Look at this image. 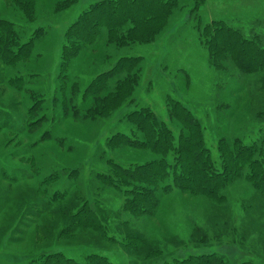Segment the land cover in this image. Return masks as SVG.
Instances as JSON below:
<instances>
[{
  "label": "trees",
  "instance_id": "obj_1",
  "mask_svg": "<svg viewBox=\"0 0 264 264\" xmlns=\"http://www.w3.org/2000/svg\"><path fill=\"white\" fill-rule=\"evenodd\" d=\"M6 1L9 7L0 6V86L4 84L6 89H12L19 100L17 105L4 103L8 111L0 110V127L8 135L19 137L27 133V137L26 144L19 148L17 143L1 146L0 162L8 164L15 158L26 166H16L14 176L3 173L0 180H35L39 189L34 187L29 192L45 196L42 205L36 202V195L30 199L36 202L31 203L33 216H39L38 225L44 228L34 231L39 238L33 243L40 237L49 241L47 236L59 239L84 232L93 240L87 248H101L103 252L108 249L107 245L103 246L107 242L121 245L113 235L108 236L104 217L107 211L100 207L108 203L101 199L105 193L108 200L113 193L120 195L124 218L121 225L140 232L149 225L143 222L154 216L156 220L163 198L179 200L182 208L191 207L184 202L192 198L203 202L204 206H194L200 211L197 221L188 222L189 236L195 243L204 241L203 234L208 227H214L216 216L232 215L230 201L234 199L232 189L230 192L227 189L230 185L242 186L245 182L242 187L264 207V141L247 145L237 137H220L216 142L217 157L213 159L205 146L200 122L184 105L169 98L165 100L167 117L177 130L176 138L153 111L140 108L122 116L128 134L111 135L103 147H96L89 154L88 145L97 135L95 127L131 103L138 86L143 59L121 55V50L153 43L170 18L190 2L189 17L197 29L198 10L205 0H95L64 30L53 78L49 74V58L48 65L41 63L46 58L47 36L51 31L46 28L50 14L44 12L62 13L81 0ZM46 4L50 5L49 10L44 8ZM258 29L264 30V27L246 33L222 21H211L198 29L199 41L207 52L211 68L227 77L225 86L253 90L246 93L248 99H255L256 90L264 87L263 81L259 84L245 81L249 75L264 74V37L263 33L256 32ZM91 48L102 50L97 59L90 60L92 67L100 66L103 60L106 62L83 88V80L76 75L77 68L89 65L85 58ZM109 50L113 53L109 54ZM19 106L23 116L16 114ZM226 107V103L218 105L221 109ZM12 139L8 145L13 143ZM30 186L31 183L27 190ZM174 190L176 196L171 197ZM5 191L0 189V198ZM30 201L26 196L23 204L26 206ZM47 212L51 218L41 216ZM53 219L55 225L42 224ZM151 227L152 230L141 232L140 236H126L125 248L142 250L145 236L153 238L155 235L150 233L158 231L154 224ZM197 230L202 234L200 240L194 238ZM166 234L174 238L167 228L156 233L158 241ZM17 239L21 240V236ZM60 249L58 253L40 255L30 264H112L107 256L99 253L84 254L80 263L64 255V247ZM162 254L160 249H146L143 263L158 264ZM224 261L222 256L210 252L162 264H225ZM240 264L253 263L243 259Z\"/></svg>",
  "mask_w": 264,
  "mask_h": 264
},
{
  "label": "rangeland",
  "instance_id": "obj_2",
  "mask_svg": "<svg viewBox=\"0 0 264 264\" xmlns=\"http://www.w3.org/2000/svg\"><path fill=\"white\" fill-rule=\"evenodd\" d=\"M94 1L81 0L78 4L62 13L52 14L50 11L44 12L50 14L51 20H48L46 28L51 31L47 36L49 46L45 47L46 58L41 63H43V66L48 65L49 58L51 61L49 74L50 76L53 74L52 78L55 76V70H57V58L60 54L59 43H61L60 41L63 38L64 30ZM1 2L3 4H0V6L3 8L10 6V3L6 0H0ZM189 5L192 6L191 2L187 3L185 8L177 11L170 18L165 29L162 30V33L153 43L135 45L121 50V55L141 57L143 59L138 86L134 90L131 103L125 104L113 113L108 120L100 121L95 127L97 135L93 142L88 145L89 154H92L96 147H103L105 140L111 135L118 132L128 134L122 116L140 108H149L153 111L155 116L173 131L174 138H176L177 130L171 125L167 117L168 108L165 105L167 98L180 102L200 122L204 129L203 139L205 146L210 150L213 159L217 157L216 142L220 137H237L247 145L264 141V104L262 103L264 99H259L258 97H264V87L256 90L257 93L255 94L258 96L255 99H248L246 97L248 94L246 93L253 90L249 88H247L248 90L246 88L232 89L230 85L225 86L227 77L211 68L207 52L199 41V31L202 25L211 21H222L228 26L232 28L238 27L246 33H250L251 30L258 27H264V0H205L198 10L200 25H198L197 29L192 23L193 19L191 16L189 17ZM44 8L49 10L50 5L46 4ZM36 26H33L32 29ZM256 32L263 33L264 37V30L258 29ZM101 51L97 48L88 49L85 60L89 61V65L77 68L79 72L76 75L83 80V88L93 78H91V75L95 74L96 71H101L104 67L106 62L104 60L98 67L90 65V60L97 59L101 55ZM112 53L113 51L109 50V54ZM246 80L247 83L259 84V81H263L262 84H264V74L262 76L249 75ZM10 98H12L13 102ZM18 100L19 97L12 89H6L4 84L0 86V110L8 111L4 106H11V103L14 105ZM8 101V105L4 104ZM222 103H226L227 107L224 109L218 108V105ZM17 113L23 116L20 106ZM8 124L10 125L11 122ZM26 137L27 133L25 136L19 137L8 135L3 130V127H0V148L3 144L6 147H11L16 145L15 143L18 144L16 147L19 148L24 143L26 144ZM10 138H13V143L8 145ZM87 162L89 160L85 163ZM7 163L4 164L1 160L0 175L4 173L6 176H14V168L22 167L23 164L26 166L24 162L15 158ZM10 164L12 165L10 166ZM87 167L90 169V165H87ZM23 182L18 178L11 182L7 178L0 180V189L6 190V193L2 194L0 198V264H30L31 261H35L40 258V255L47 254V252L50 254L58 253L57 251L61 252L60 248L62 247H64V255L80 263L84 254L99 253L107 256L112 264H148L143 263L146 249H160L163 254L158 259V264H162L163 261L171 262V260L175 259H186L190 255L210 252H215L222 256L225 259V264H240L243 259H247L253 264H263L264 207L260 202H255L254 196L245 190L246 187H242L245 186V182L242 186L233 184L227 188L229 192L232 189L231 197L234 199L230 201L232 204V207H230L232 215L216 216L214 227H208L207 230L204 229L206 231L203 235L206 238L200 243L191 241L188 222L191 220L195 223L197 218H199L200 211L194 206H204L205 204L192 198L184 202L190 204L192 208L189 205H185L182 208L179 200L163 198L157 211L156 220L154 216L152 219L143 222L142 224L149 225H145L141 232L145 234L152 230L153 227L151 226L154 224L155 230H158L156 231L157 234L168 228L174 238L166 234L159 242V235L157 236L155 232H151L150 236H155L148 238L146 235L144 240L145 247L138 252L132 249L128 250L129 248H125L123 244L127 241L126 236H140L141 232L136 228L126 229L121 225V220L124 219L122 217L123 204L122 198L117 193L108 196L111 197L110 200L107 199V193L103 194L101 199L108 203L100 207L102 209L106 208L107 211V213H104V217L106 216L108 236L113 235L119 243L121 242V245H109V242H107L108 244L105 242L106 244H103V246L107 245L108 249L103 250V252H101V248H87L88 244L93 240L90 239V234L88 235L84 232L73 234L67 238L58 239L57 236L56 238L53 236L56 242L49 236L47 237L50 242L40 237L41 239L33 243L35 238H39L34 231L39 227L43 228V226L38 225L40 224V222H37L39 216L37 218L33 216L35 212H33L34 207L31 203L34 201H30V199H34L36 195V202L42 205L45 196L39 194V192L38 194L29 192L34 187L36 190L39 189L35 180L24 182L26 183L25 185ZM27 183H31L28 190L26 187L29 184L27 185ZM21 185L23 187L18 188ZM249 189L250 187H247V190ZM176 193L175 190L172 191L171 197L176 196ZM26 196H28L30 202L25 206L26 203H23ZM211 210H208V213L213 215ZM213 212L220 211L215 210ZM42 215H45L46 218L52 217L49 216L48 212ZM42 224L55 225L54 219L50 223ZM147 228L149 229L145 231ZM57 232L58 229L56 234ZM20 236L21 240L17 239ZM78 236H80V239L84 237L86 240L79 241ZM201 236L202 234L198 230L194 233V238L197 237L198 240H200ZM71 240H75V242ZM99 242L104 241L99 240ZM259 260L261 261L259 262Z\"/></svg>",
  "mask_w": 264,
  "mask_h": 264
}]
</instances>
